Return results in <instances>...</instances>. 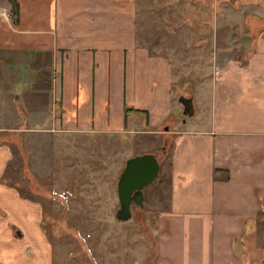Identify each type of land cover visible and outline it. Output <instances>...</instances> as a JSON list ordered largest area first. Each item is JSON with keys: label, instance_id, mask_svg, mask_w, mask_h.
Instances as JSON below:
<instances>
[{"label": "crops", "instance_id": "crops-1", "mask_svg": "<svg viewBox=\"0 0 264 264\" xmlns=\"http://www.w3.org/2000/svg\"><path fill=\"white\" fill-rule=\"evenodd\" d=\"M16 1L18 22L11 0H0V109L9 75L12 90L36 84L33 93L48 94L40 122L54 130L76 138L166 134L170 194L157 214L155 264H264V33L241 38L236 57L225 35L218 46L195 39L188 17L177 43L164 31L149 40L143 0ZM236 1L242 9L254 4L264 18V0ZM196 52L224 63L215 73L203 68L193 89L177 93L183 74L172 60ZM182 95L193 96L200 117L182 121ZM8 159L0 145V180ZM18 199L7 195L0 213L40 225V205L17 206ZM13 228L22 237L26 227ZM44 249L50 256L44 244L24 253L43 260Z\"/></svg>", "mask_w": 264, "mask_h": 264}, {"label": "rangeland", "instance_id": "rangeland-1", "mask_svg": "<svg viewBox=\"0 0 264 264\" xmlns=\"http://www.w3.org/2000/svg\"><path fill=\"white\" fill-rule=\"evenodd\" d=\"M143 1L147 5V35L152 41L156 36L160 39L164 31V38L177 43L186 29L182 22L188 17L195 39L214 41L218 46L225 35L232 56L238 57L242 55L239 48L244 46L241 38L264 33V18L252 11L254 4L242 9L236 0ZM2 11L5 15V8ZM194 55L172 60L177 74H183L175 84L177 93L182 86L193 89L203 68L210 65L215 73V67L224 63L222 59L200 58L197 52ZM30 63L35 64L29 61L26 66ZM11 77H3L5 103L0 109V145L9 154L0 180V207L6 205L7 195L17 194V206L23 200L35 201L42 212L36 216L40 225L31 223L33 216L15 218L8 210L0 213V264H155L157 214L170 194L167 174L171 138L163 133L160 138L139 132L76 138L62 129L54 130L53 125L40 122L48 94L33 93L36 84L12 90ZM201 113H181L180 117L183 121ZM166 126L172 127L171 122L162 129ZM153 151L164 165L161 172L145 188L143 207L132 204V218L118 220L117 182L127 159ZM9 223L14 231L25 226L23 236H12ZM37 244L48 246L50 256L44 249L45 259H27L25 250Z\"/></svg>", "mask_w": 264, "mask_h": 264}, {"label": "water", "instance_id": "water-1", "mask_svg": "<svg viewBox=\"0 0 264 264\" xmlns=\"http://www.w3.org/2000/svg\"><path fill=\"white\" fill-rule=\"evenodd\" d=\"M184 114L193 115L195 105L193 96H180ZM161 170V161L155 152H143L130 156L123 167L117 182L119 207L116 218L126 221L132 218V204L143 207L145 188L152 183Z\"/></svg>", "mask_w": 264, "mask_h": 264}, {"label": "trees", "instance_id": "trees-1", "mask_svg": "<svg viewBox=\"0 0 264 264\" xmlns=\"http://www.w3.org/2000/svg\"><path fill=\"white\" fill-rule=\"evenodd\" d=\"M13 9H12V17L13 19L18 22L19 21V16H20V7L19 4L16 0H11Z\"/></svg>", "mask_w": 264, "mask_h": 264}, {"label": "built area", "instance_id": "built-area-1", "mask_svg": "<svg viewBox=\"0 0 264 264\" xmlns=\"http://www.w3.org/2000/svg\"><path fill=\"white\" fill-rule=\"evenodd\" d=\"M62 195H63V197H66L65 194H62Z\"/></svg>", "mask_w": 264, "mask_h": 264}, {"label": "flooded vegetation", "instance_id": "flooded-vegetation-1", "mask_svg": "<svg viewBox=\"0 0 264 264\" xmlns=\"http://www.w3.org/2000/svg\"><path fill=\"white\" fill-rule=\"evenodd\" d=\"M133 204H136V203H133Z\"/></svg>", "mask_w": 264, "mask_h": 264}]
</instances>
